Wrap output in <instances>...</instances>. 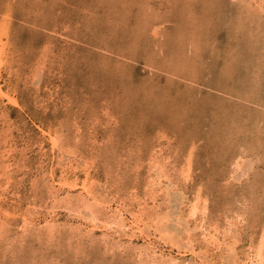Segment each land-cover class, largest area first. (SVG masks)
Masks as SVG:
<instances>
[{
    "label": "rangeland",
    "instance_id": "obj_1",
    "mask_svg": "<svg viewBox=\"0 0 264 264\" xmlns=\"http://www.w3.org/2000/svg\"><path fill=\"white\" fill-rule=\"evenodd\" d=\"M263 3L0 0V264H242L264 234Z\"/></svg>",
    "mask_w": 264,
    "mask_h": 264
},
{
    "label": "bare ground",
    "instance_id": "obj_2",
    "mask_svg": "<svg viewBox=\"0 0 264 264\" xmlns=\"http://www.w3.org/2000/svg\"><path fill=\"white\" fill-rule=\"evenodd\" d=\"M12 1V0H11ZM32 1V0H31ZM259 2V1H258ZM44 3V2H43ZM243 3V2H242ZM241 3V4H242ZM262 3V2H261ZM257 4V3H256ZM264 4V3H263ZM22 5V4H21ZM260 5H262V4H260ZM263 6V5H262ZM41 10V9H40ZM245 14V13H244ZM252 15V14H251ZM4 16V15H3ZM259 16V15H258ZM257 16V17H258ZM263 16V15H262ZM2 17V16H1ZM243 18V17H242ZM66 22V21H65ZM264 23V22H263ZM263 23H262V25H263ZM250 24V23H249ZM254 24V23H253ZM258 25V24H257ZM261 26V25H260ZM157 28V27H156ZM252 33V32H251ZM8 34V33H7ZM1 35V34H0ZM3 37V36H2ZM1 39V38H0ZM163 39V38H162ZM2 40V39H1ZM5 45V44H4ZM2 46V45H1ZM5 47V46H4ZM2 49H0V70L2 69V67H3V63L5 62V56H4V53L1 51ZM110 50V49H109ZM116 53V52H115ZM6 55V54H5ZM110 55V54H109ZM124 61V60H123ZM120 62V61H119ZM44 67V66H43ZM1 91H3V87L0 85V93L2 94V92ZM264 94V93H263ZM5 95V94H4ZM6 96H8V98L9 99H11L13 102H16L17 103V100H16V98L15 99H13L12 98V95H11V93H6ZM254 100V99H253ZM11 101V102H12ZM262 102V101H261ZM67 103V102H66ZM62 104V103H61ZM53 108V107H52ZM65 110V109H64ZM107 110V109H106ZM56 111V110H55ZM62 111V110H61ZM68 112V111H67ZM76 114V113H75ZM72 118H73V116H72ZM70 122V121H69ZM77 124V123H76ZM47 126V125H46ZM67 128H68V126H66ZM73 128H75V127H73ZM61 130V129H60ZM70 130V129H69ZM63 133V132H62ZM64 135V134H63ZM61 136V135H60ZM52 137V136H51ZM74 138H76V137H74ZM60 139V138H59ZM62 139V138H61ZM53 141V143L54 144H56L57 143V141H56V139H55V137H54V139L52 140ZM59 144V143H58ZM57 146V145H56ZM256 157V156H255ZM237 158V157H236ZM247 158V157H246ZM245 158V159H246ZM238 161V160H237ZM244 161H246V160H244ZM237 165V164H236ZM183 166V165H182ZM242 166V165H241ZM234 168V167H233ZM247 168V167H246ZM250 170V169H249ZM160 171H162V169L160 170ZM191 171V170H190ZM233 171V170H232ZM189 172V171H188ZM184 175V174H183ZM232 175V174H231ZM159 176V175H158ZM63 177V176H62ZM164 177V176H163ZM64 178V177H63ZM90 179V178H89ZM157 179H159V178H157ZM161 179V178H160ZM60 180V179H59ZM62 180V179H61ZM93 180V179H92ZM60 183L59 184H61L62 185V187H63V185H65L64 184V182H61V181H59ZM89 180L88 181H85L84 183H83V185H82V189L84 190V193H85V195L86 196H88V197H92V199H95L94 200V202L97 200V194L94 192V188H92V187H90V185H88L89 183ZM52 183V182H51ZM94 184V183H93ZM67 185H69V183L67 184ZM72 185L73 186H76V184H73L72 183ZM72 187V186H71ZM69 189V188H68ZM83 190H82V192H83ZM135 191V190H134ZM96 192H97V190H96ZM68 193V192H67ZM96 194V195H95ZM199 195H200V193H198ZM67 196H68V194H67ZM80 196V195H79ZM51 197V196H50ZM72 198V197H71ZM87 198V197H86ZM199 198V197H198ZM198 198H197V202H199V200H198ZM238 198V197H237ZM66 199V198H65ZM201 199V198H200ZM55 200V199H54ZM70 200V199H69ZM72 200V199H71ZM87 200V199H86ZM86 200H85V202H86ZM99 200V199H98ZM114 200V199H113ZM82 201V200H81ZM179 201V200H178ZM32 203V202H31ZM70 203V202H69ZM90 204H92V202L90 201L89 202ZM90 204H88V205H86V208L87 209H89L88 211V213H89V218L90 219H92V221H94V222H97L98 221V216H97V210H96V207H94V206H96V204H97V206H98V203H96L95 205H90ZM198 204H201V203H198ZM198 204H193L192 205V210H191V213H193V214H191V215H194L196 212H197V210H199L198 209ZM70 205V204H69ZM202 206L203 205H206V204H203V202H202V204H201ZM254 205V204H253ZM111 204H109V205H106V208L107 207H109V208H111ZM240 206V205H239ZM92 207H94L95 209H93ZM99 207V206H98ZM102 207V206H101ZM200 207V206H199ZM204 207V206H203ZM207 207V206H206ZM206 207H205V209H206ZM259 207V206H258ZM246 208V207H245ZM108 209V208H107ZM207 210V209H206ZM115 213H118L117 214V216L119 217V220L118 221H115V222H113L114 223V225H116L117 224V227H120V228H123V227H125L126 226V222H125V213L127 212H129V209H126V208H119V207H117L115 210H113ZM79 212V211H78ZM140 212V211H139ZM130 213V212H129ZM139 214V213H138ZM136 212H135V214H134V216H133V220H132V224H131V227H134V228H140L139 226L140 225H142L141 224V222L143 221V218H141L142 217V215H138ZM141 214V213H140ZM204 214V213H203ZM237 214V213H236ZM35 216V215H34ZM78 216V215H77ZM141 216V217H140ZM180 216V215H179ZM264 216V215H263ZM87 217V216H86ZM238 217V216H237ZM29 218V217H28ZM161 219H163V218H161ZM160 218H159V220H161ZM186 219V218H185ZM233 219V218H232ZM55 220V219H54ZM147 220V219H146ZM145 219H144V221H146ZM234 220V219H233ZM144 221H143V223H144ZM26 223H27V220L25 221ZM24 222V223H25ZM51 222H53V221H51ZM157 222V221H156ZM23 223V224H24ZM49 223V221L47 222V224ZM111 223V222H110ZM22 224V226H24ZM51 224V223H50ZM146 224V223H145ZM144 224V225H145ZM148 224V223H147ZM150 224V223H149ZM148 224V225H149ZM54 225V224H53ZM148 225H146V226H148ZM151 226H152V224H150ZM155 225V224H154ZM190 224L187 222L186 223V226H189ZM3 226V225H2ZM9 226V225H8ZM48 226V228H49V226L50 225H47ZM109 226V225H108ZM150 226V227H151ZM164 226V225H163ZM44 227V226H43ZM46 227V226H45ZM149 227V226H148ZM201 227V226H200ZM42 228V227H41ZM65 228V227H64ZM229 228H231L230 226H229ZM144 227H142V228H140V231H144ZM153 229H155L154 227H153ZM164 229V228H163ZM165 229H167V228H165ZM46 230V229H45ZM48 230V229H47ZM146 230V229H145ZM156 230V229H155ZM169 230V229H168ZM167 230V231H168ZM186 230L188 231V229L186 228ZM206 230V229H205ZM211 230V229H210ZM229 230V229H228ZM148 231V230H147ZM151 231V230H150ZM182 231H183V229H182ZM58 232V231H57ZM163 232H165V230L163 231ZM162 232V233H163ZM168 232H171V230L170 231H168ZM205 232H207V231H205ZM205 232L203 233L204 235H205ZM173 233V232H172ZM219 233V230L217 229V231L215 230V231H210V232H207V234H208V238L212 241V240H215L216 242H218V244H220V243H222V241H221V239L219 238V237H217L218 234ZM262 233H264V232H262ZM21 234V233H20ZM143 234V233H142ZM147 234V233H146ZM29 235V234H28ZM168 235V234H167ZM173 235H175V233L173 234ZM130 236V235H129ZM171 236V235H170ZM207 236V235H206ZM206 236H205V238H206ZM154 237V236H153ZM168 237H169V235H168ZM172 237V236H171ZM176 239V238H175ZM2 240V239H1ZM235 240V239H234ZM232 241V240H231ZM237 241V240H236ZM214 242V241H213ZM256 242V241H255ZM187 243H189L188 241H187ZM229 243V242H228ZM252 243V242H251ZM191 244V243H190ZM231 244V245H230ZM255 244H257L255 247H254V245ZM253 243V247L250 249V251H249V253L247 254V257L244 259V262L242 263V264H264V234H262L261 236H260V240L258 241V243ZM232 245H234V242H230L229 243V247H231V251L232 252H234V253H236V248L234 247V246H232ZM236 245V244H235ZM17 246V245H16ZM9 247V246H8ZM188 249V248H187ZM137 250V249H136ZM152 250V249H151ZM8 251V250H7ZM138 252H139V250H137ZM148 251V250H147ZM154 251V250H153ZM193 251H195V253H196V257H194L193 258V260L196 262V264H209L211 261H209L207 258H206V254H205V252L203 253V254H205V256H203V254L201 253V251H197L196 252V250H193ZM142 252V251H141ZM145 253V252H144ZM194 253V254H195ZM141 256V255H140ZM199 256V257H198ZM157 257V256H156ZM160 259V258H159ZM206 259V260H205ZM153 262L152 263H155V264H158V263H156L154 260H152ZM158 261V260H157ZM188 261V260H187ZM209 261V262H208ZM233 261V260H232ZM178 262V261H177ZM173 263H176V257L174 256V257H171L170 258V261H169V263L168 264H173ZM185 263V262H184ZM193 264H194V262H193ZM239 264V263H238Z\"/></svg>",
    "mask_w": 264,
    "mask_h": 264
}]
</instances>
